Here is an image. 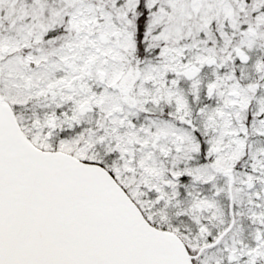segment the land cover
I'll list each match as a JSON object with an SVG mask.
<instances>
[{"label":"snow or ice","instance_id":"6c2138e0","mask_svg":"<svg viewBox=\"0 0 264 264\" xmlns=\"http://www.w3.org/2000/svg\"><path fill=\"white\" fill-rule=\"evenodd\" d=\"M0 264H264V0H0Z\"/></svg>","mask_w":264,"mask_h":264}]
</instances>
